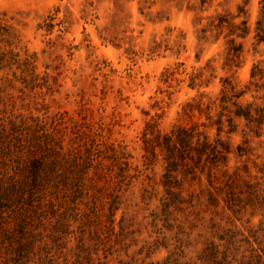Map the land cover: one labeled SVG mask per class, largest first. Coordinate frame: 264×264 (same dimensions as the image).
Listing matches in <instances>:
<instances>
[{
	"label": "rangeland",
	"instance_id": "1",
	"mask_svg": "<svg viewBox=\"0 0 264 264\" xmlns=\"http://www.w3.org/2000/svg\"><path fill=\"white\" fill-rule=\"evenodd\" d=\"M260 20L264 0H0V264H264ZM181 127L229 151L171 155ZM45 149L41 192L21 180Z\"/></svg>",
	"mask_w": 264,
	"mask_h": 264
},
{
	"label": "trees",
	"instance_id": "2",
	"mask_svg": "<svg viewBox=\"0 0 264 264\" xmlns=\"http://www.w3.org/2000/svg\"><path fill=\"white\" fill-rule=\"evenodd\" d=\"M258 35L259 40L264 41V20L258 21ZM233 42V41H232ZM235 51L240 49L234 48ZM239 51V50H238ZM252 72V75H255V68ZM194 80V79H192ZM193 82V81H192ZM194 85V83H192ZM226 90H223V95L221 97V100L223 102H226L227 100H231L233 97L238 98L240 95H242L243 91H236L235 86L231 85L230 82H227L225 84ZM233 104H235L236 108L233 110V114L238 117H245L248 120H254L256 117L253 116L251 111V106H243L237 101H233ZM223 108L225 109L226 106L223 105ZM262 116V115H260ZM233 119V116H229V120ZM221 124L222 120L219 119L217 124ZM221 129L219 128V131ZM203 136V138H202ZM196 138V144L192 145V139ZM163 143L165 144L166 149L169 151V154H175V152L180 153L182 156L183 153H190L195 151V157L194 155L191 158L201 159L203 156H209L213 155V158H216L219 153H221V150L217 149V144L222 145V147L228 152L229 149L227 146L223 145L224 143L217 142L215 140V144H212L206 135L202 134V132H197L195 129H189V128H176L171 131V133L165 134ZM202 138V139H201ZM18 142H21V139L18 138ZM41 148V147H39ZM39 158L32 157L29 160L24 161V167L23 171L24 177L22 178L21 182L23 186H30L32 189H39L41 192L48 191L51 182L53 180V177L56 178V176L59 174L58 166L62 162L61 159H58L55 157L56 153H53L51 149H45L42 151ZM44 154V155H43ZM59 154V152H58ZM45 156V157H44ZM222 156V155H221ZM48 157V160L46 159ZM167 158V161L169 162L168 165L173 166L175 163L174 157L169 156ZM50 158V159H49ZM65 159V158H64ZM65 161V160H63ZM61 175H58L60 177ZM54 183V182H53ZM52 183V184H53ZM56 183H59L56 181ZM13 188H17V183H12ZM58 185V184H57Z\"/></svg>",
	"mask_w": 264,
	"mask_h": 264
}]
</instances>
